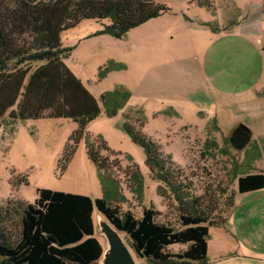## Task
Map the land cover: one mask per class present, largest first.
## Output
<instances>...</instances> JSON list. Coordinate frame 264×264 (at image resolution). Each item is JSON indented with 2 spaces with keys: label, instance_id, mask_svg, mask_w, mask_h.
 I'll return each instance as SVG.
<instances>
[{
  "label": "rangeland",
  "instance_id": "obj_1",
  "mask_svg": "<svg viewBox=\"0 0 264 264\" xmlns=\"http://www.w3.org/2000/svg\"><path fill=\"white\" fill-rule=\"evenodd\" d=\"M154 1L168 10L122 38L98 33L108 24L106 19L83 20L61 33L62 46L70 48L64 64L95 98L114 91L129 93L127 99L123 94H111L119 104L113 116L106 115L105 105L99 101L100 114L87 124L85 135L106 158L108 170L118 183L123 200L119 203L121 212L139 217L143 208L152 207L157 211V221L181 227V203L169 187L152 178L143 150L121 128L126 121L156 144L172 170L173 186L185 194L182 197H201V206L210 205L213 222L220 226L232 206L241 202L236 216L249 219L242 221L238 236L242 241V232L249 228L255 233L250 239L258 241V233L264 236V219L257 221L264 218V196L236 194L235 176L243 171H264V117L251 108V103L245 102L247 108L240 107L244 94H231L229 99L217 92L212 69L205 62L220 17L229 13L235 18L241 16L251 0ZM235 33V40L243 37L239 30ZM224 40L220 38L219 42ZM217 77V82L225 78ZM14 109L0 116V205L32 203L36 190L41 188L102 197L84 137L61 169V157L66 145L72 144L69 138L76 124L68 118L18 120L11 117L10 110ZM238 123L252 131L249 143L240 150L229 142L231 130ZM134 174L141 178V195L135 191ZM248 199L256 206L252 209H259L243 213ZM98 215L95 210L94 235L103 249L105 240L98 232ZM217 227L208 230L206 264L221 260H225L223 264H264L259 257L264 254V241L250 245L248 240L246 245H239ZM123 237L126 239L124 233ZM184 248L173 245L168 249L177 252ZM133 256L136 264H143L142 259Z\"/></svg>",
  "mask_w": 264,
  "mask_h": 264
},
{
  "label": "trees",
  "instance_id": "obj_2",
  "mask_svg": "<svg viewBox=\"0 0 264 264\" xmlns=\"http://www.w3.org/2000/svg\"><path fill=\"white\" fill-rule=\"evenodd\" d=\"M167 10L154 0H0V116L15 106L10 114L18 120H72L76 129L69 138L72 144L64 149L61 169L84 137L102 189V197L91 198L41 188L32 203L0 205V264H98L103 249L94 235L95 210L125 234L131 252L143 264H206L209 227L220 226L213 222L210 205L201 206V197H182L156 144L126 121L121 128L143 150L152 178L169 187L181 203V227L157 221L152 207L143 208L139 217L120 211L118 183L84 130L100 114L99 101L106 115L113 116L119 104L112 95L127 99L129 93L114 91L97 99L63 62L70 48L62 46L61 33L81 21L106 19L108 24L98 33L119 39ZM235 177L240 194L264 188V173ZM133 181L141 195L138 174ZM173 245L185 248L171 252Z\"/></svg>",
  "mask_w": 264,
  "mask_h": 264
},
{
  "label": "crops",
  "instance_id": "obj_3",
  "mask_svg": "<svg viewBox=\"0 0 264 264\" xmlns=\"http://www.w3.org/2000/svg\"><path fill=\"white\" fill-rule=\"evenodd\" d=\"M231 4L232 6L235 5L233 1ZM246 5L247 6L239 17L235 18V14L232 15V13L220 17V20H218V23L214 27L216 31L215 42H213L209 48L205 56V62H207L212 69L211 77L213 84L217 87L215 89L217 92L229 96V99L231 94H244V99L240 107H243V109L247 108L248 105L245 102L251 103L253 105L251 108L255 112H262L260 117H264V0H259L258 2L251 0ZM233 8L234 7H232V10ZM237 30L240 31L239 35L243 37L235 40V32ZM220 38H225L222 44L219 42ZM224 43H226V46L223 47L222 45ZM238 45L241 46L240 49ZM237 51L238 53H236ZM236 70L243 71L237 73ZM223 76L225 78L218 82L217 79L214 78ZM241 161L244 163V160ZM246 173H264V171H243L237 173V176ZM235 193L238 195L240 194L237 191H235ZM251 193H256L259 197L264 196V188L251 191ZM245 194L246 193H244V195ZM244 202L242 208L243 213L259 209H252V207L256 206H252L253 201L251 199ZM240 204L241 202L232 206L225 222L221 225L222 227L218 226L217 228L224 233L230 234L239 245L240 242L244 244L245 241L248 240H250V245L252 243L256 245L260 244L259 242L264 241V236L258 233V241L256 239H250L253 238L255 233L249 228H246L242 232V241L241 237L238 236L242 229V221L246 222L249 219L246 216L242 218V215L236 216V209L241 208V206H239ZM263 219V217H260L257 221H263ZM228 255L229 254H227V256ZM259 257L264 261V254L259 255ZM224 261L221 260L217 264H223Z\"/></svg>",
  "mask_w": 264,
  "mask_h": 264
},
{
  "label": "water",
  "instance_id": "obj_4",
  "mask_svg": "<svg viewBox=\"0 0 264 264\" xmlns=\"http://www.w3.org/2000/svg\"><path fill=\"white\" fill-rule=\"evenodd\" d=\"M251 130L243 123H238L229 136L231 146L243 149L250 141ZM98 232L104 237L105 248L102 250L99 264H136L135 257L124 242L121 231L103 216L98 215Z\"/></svg>",
  "mask_w": 264,
  "mask_h": 264
},
{
  "label": "bare ground",
  "instance_id": "obj_5",
  "mask_svg": "<svg viewBox=\"0 0 264 264\" xmlns=\"http://www.w3.org/2000/svg\"><path fill=\"white\" fill-rule=\"evenodd\" d=\"M121 235L123 236V233H121ZM123 239H124V237H123ZM124 242L126 243V241H125V239H124ZM126 245L128 246V244L126 243ZM129 247V246H128ZM129 249H130V247H129ZM131 250V249H130Z\"/></svg>",
  "mask_w": 264,
  "mask_h": 264
}]
</instances>
